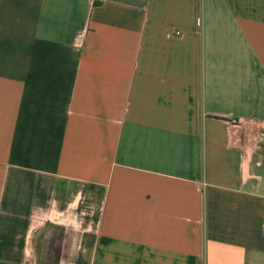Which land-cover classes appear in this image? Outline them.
Instances as JSON below:
<instances>
[{
    "label": "crops",
    "instance_id": "0c3cea01",
    "mask_svg": "<svg viewBox=\"0 0 264 264\" xmlns=\"http://www.w3.org/2000/svg\"><path fill=\"white\" fill-rule=\"evenodd\" d=\"M0 264H264V0H0Z\"/></svg>",
    "mask_w": 264,
    "mask_h": 264
}]
</instances>
